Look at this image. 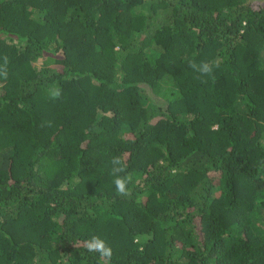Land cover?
<instances>
[{"label":"trees","instance_id":"16d2710c","mask_svg":"<svg viewBox=\"0 0 264 264\" xmlns=\"http://www.w3.org/2000/svg\"><path fill=\"white\" fill-rule=\"evenodd\" d=\"M5 56L0 264H264V0H0Z\"/></svg>","mask_w":264,"mask_h":264},{"label":"clouds","instance_id":"9594fccd","mask_svg":"<svg viewBox=\"0 0 264 264\" xmlns=\"http://www.w3.org/2000/svg\"><path fill=\"white\" fill-rule=\"evenodd\" d=\"M5 64L0 67V76H3L5 79L7 78V63L8 57H4ZM195 71L199 72L204 76H211L213 72V68L209 66L207 62L202 61L199 65L196 63H192L190 65ZM61 94V90L57 87L53 92L50 93L52 99H57ZM113 174L119 172H124L125 167L122 166V161L119 157H113ZM131 177L129 176H116L114 179V184L116 190L119 194L127 193V184L130 181ZM85 246L89 252H98L102 257L110 258L112 255V249L107 243L102 240L99 236H92L91 239L85 241Z\"/></svg>","mask_w":264,"mask_h":264}]
</instances>
